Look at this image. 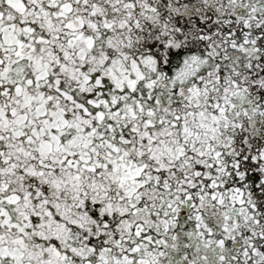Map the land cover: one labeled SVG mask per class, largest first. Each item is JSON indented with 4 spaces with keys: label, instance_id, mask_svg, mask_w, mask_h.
I'll return each mask as SVG.
<instances>
[{
    "label": "snow or ice",
    "instance_id": "snow-or-ice-1",
    "mask_svg": "<svg viewBox=\"0 0 264 264\" xmlns=\"http://www.w3.org/2000/svg\"><path fill=\"white\" fill-rule=\"evenodd\" d=\"M0 264H264V0H0Z\"/></svg>",
    "mask_w": 264,
    "mask_h": 264
}]
</instances>
